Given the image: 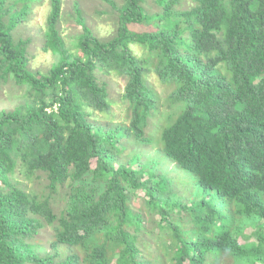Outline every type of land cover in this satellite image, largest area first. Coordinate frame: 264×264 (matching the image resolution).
Wrapping results in <instances>:
<instances>
[{
	"label": "trees",
	"instance_id": "16d2710c",
	"mask_svg": "<svg viewBox=\"0 0 264 264\" xmlns=\"http://www.w3.org/2000/svg\"><path fill=\"white\" fill-rule=\"evenodd\" d=\"M35 1L0 0V83L27 85L0 111V264H264V0H153L152 13L103 0L117 12L107 39L74 3L71 52L63 1L49 0L40 50L58 59L46 72L30 68V39L13 40ZM97 72L124 80L123 122L89 119L112 118ZM16 170L43 173L48 192ZM46 228L41 257L27 240Z\"/></svg>",
	"mask_w": 264,
	"mask_h": 264
},
{
	"label": "rangeland",
	"instance_id": "374dc122",
	"mask_svg": "<svg viewBox=\"0 0 264 264\" xmlns=\"http://www.w3.org/2000/svg\"><path fill=\"white\" fill-rule=\"evenodd\" d=\"M62 15L59 22V28L64 38L66 47L71 51H77L76 40L77 36L81 32V26L77 23L75 18L74 3H78L80 10L82 11L84 22L92 29L94 35L99 39H107L112 37L116 32L117 27V12L114 10L106 1L103 0H62ZM117 5H121L123 0H114ZM183 7L188 6L189 1H184ZM20 4H18L19 6ZM31 11L28 14L27 20L18 25L13 31V40L17 41L19 38H28L30 43L28 44L27 50L30 56V68L32 70H40V72H46L52 64L58 59L56 54L51 52H43L40 50V46L43 40V34L45 31V18L49 10V0H40L31 3ZM144 9L152 13L159 10L153 0H147L144 4ZM129 28L136 31H144L147 29L145 24H130ZM139 50V47H134ZM97 76L106 83L108 91V98L112 101L110 106L109 117L104 116L98 111H93L90 115V120L94 124L98 125H116L125 120V105L120 102L124 89V80L113 74H104L103 72H97ZM149 82L152 87L162 96L164 93V86L160 85L157 77L154 74L149 75ZM27 85H18L11 77L7 82L0 83V111L1 110H12L18 104L26 100ZM166 96L164 95V99ZM163 108L165 105L162 106ZM151 127V126H149ZM145 148H147L145 150ZM132 149V148H131ZM126 151L124 157H127V153L132 150ZM135 151H144L145 154L152 152L153 150L149 147L144 146V149L138 147ZM123 157V158H124ZM41 176L34 177L31 179H25L23 174L16 170V172L10 176V179L17 182L22 187L28 189L42 190L45 193L47 190V180L43 173ZM68 184L60 183L58 188V194L62 196L64 191L68 189ZM134 198V208H138L143 200ZM54 208L58 210V206L61 204L59 197L53 198ZM147 225V224H145ZM149 226V224H148ZM52 232L48 228L44 229L40 234L34 235L27 242L32 248L43 257L49 252H53L49 245V239Z\"/></svg>",
	"mask_w": 264,
	"mask_h": 264
}]
</instances>
